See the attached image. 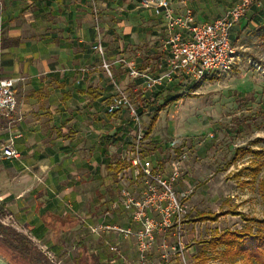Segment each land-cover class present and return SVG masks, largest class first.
Listing matches in <instances>:
<instances>
[{
    "label": "rangeland",
    "instance_id": "obj_1",
    "mask_svg": "<svg viewBox=\"0 0 264 264\" xmlns=\"http://www.w3.org/2000/svg\"><path fill=\"white\" fill-rule=\"evenodd\" d=\"M21 1V6L28 9L34 4V0ZM141 1L84 0V4L89 22L99 31L102 25L104 40L113 43L118 37L114 21L133 24L132 14L145 11L139 8ZM174 1H183V7L190 9L198 22L215 19L230 6L229 0ZM1 3L0 0V7ZM1 17L0 14V22ZM263 24L264 3L250 5L230 34L237 61L228 72L214 76L215 79L207 77L192 84L174 78L168 85L143 91V80L132 81L124 64L117 61L124 59L138 71L150 64L148 74L158 77L156 66L148 63V58L140 66L134 59L118 53L110 58L109 73L102 68L108 88L105 106L114 95L115 87L122 89L137 108L142 98L151 103L155 95L161 96L158 107L150 104L140 114L144 133L152 124L141 144L142 156L150 162L153 176L167 180L176 172L171 189L179 208L168 207L165 219L163 210L168 206L167 198L156 181L151 180V187L163 199L149 202L151 208L147 215L154 227L150 234L145 235L142 226L132 222L127 213L110 209L118 199L121 182L119 174L109 171L106 165L108 161L123 165L120 151L118 154L111 149L109 160H104L100 168L99 180L91 182L92 189L97 190V204L88 207L89 214L69 234L57 239L50 233L32 237L25 230L23 219L13 215L18 207H6L0 202L4 205L1 224L25 237L35 249L34 255L24 256L4 245L0 238V255L11 264H76L78 253L83 249L88 264H254L235 255V248L229 249L227 241L235 240L229 235L231 232L264 235V37L258 35ZM162 33L161 44L166 37L165 30ZM141 34L147 36L144 30ZM16 119V112L9 117L0 116V133L4 127L14 126ZM113 119L123 124L126 133L120 148L129 150L133 141L131 122L124 112L114 114ZM105 129L112 134L113 128ZM255 168L257 171L253 172ZM26 173L32 178L31 184L42 187L39 198L51 194V186L43 185L44 174ZM126 176L125 183L135 200L150 198L143 178L133 182ZM97 195L91 198L94 200ZM26 211V221L34 218L32 211ZM230 211L239 216L226 214ZM199 214L220 216L214 222H199ZM250 219L254 222H249ZM61 224L66 229L73 226L69 218ZM120 230L129 233L123 234ZM54 243L60 245L56 253L49 249Z\"/></svg>",
    "mask_w": 264,
    "mask_h": 264
},
{
    "label": "crops",
    "instance_id": "obj_2",
    "mask_svg": "<svg viewBox=\"0 0 264 264\" xmlns=\"http://www.w3.org/2000/svg\"><path fill=\"white\" fill-rule=\"evenodd\" d=\"M1 2L0 74L22 80L15 86V125L0 133V144L10 136H20L14 141L20 158L0 162V202L18 207L13 215L23 219L32 237L50 233L57 239L71 233L89 214L88 207L97 204V190L91 182L99 180L106 160L101 138L121 130L120 143L107 149L109 158L111 149L119 154L126 135L123 124L106 113L108 88L101 59L92 46L100 36L109 63L118 53L138 65L148 58L159 76L167 67L168 55L159 37L164 22L147 11H136L133 24L114 21L118 37L110 43L103 38L104 27L99 26V31L89 22L84 0H34L31 9L22 7L21 0ZM173 4L176 10L183 7V1ZM108 127L113 128L112 134L105 132ZM28 171L44 174L43 185L51 186V194L39 198L42 187L31 184ZM26 210L34 214L29 221L24 218ZM65 218L73 224L69 229L61 224ZM59 247L49 245L53 253Z\"/></svg>",
    "mask_w": 264,
    "mask_h": 264
},
{
    "label": "built area",
    "instance_id": "obj_3",
    "mask_svg": "<svg viewBox=\"0 0 264 264\" xmlns=\"http://www.w3.org/2000/svg\"><path fill=\"white\" fill-rule=\"evenodd\" d=\"M229 2L230 6L221 16L209 22H198L190 9L183 7L181 10H176L173 0H142L139 8L164 22L166 37L163 41V49L168 55L166 70L158 77H151L148 74V67L138 71L124 59H119L117 62L124 64L132 81L143 80L141 85L143 91H150L163 84L168 85L174 78L196 84L207 77L220 76L228 72L238 58L230 41L231 31L245 16L250 5L262 4L264 0H229ZM92 50L100 57L102 68L109 73L112 63H107L105 60L100 36L92 46ZM21 80L3 77L0 74V116L9 117L15 112L17 107L15 86ZM120 112H124L131 122L133 141L129 150L121 148L120 161L124 165L122 175L120 173L118 176L121 185L118 199L112 203L110 209H120L127 213L131 221L141 225L145 235H148L154 228L147 215V211L151 208L149 202L152 200L155 203L163 199L151 187V180L156 181L158 188L167 198L168 206L163 210L166 219L168 207L173 205L176 209L179 208L171 189L177 174L174 171L167 180L152 175L150 162L142 156L141 144L145 133L141 115L128 95L122 89L115 87L114 95L106 106V113L114 115ZM19 137V135L10 136L0 144V162L20 158L14 145V141ZM126 175H129V180L133 182H138L139 177L143 178L147 196L150 198L135 200L128 189V184L125 183ZM113 230L118 229L113 227ZM119 232L129 233L123 230Z\"/></svg>",
    "mask_w": 264,
    "mask_h": 264
},
{
    "label": "trees",
    "instance_id": "obj_4",
    "mask_svg": "<svg viewBox=\"0 0 264 264\" xmlns=\"http://www.w3.org/2000/svg\"><path fill=\"white\" fill-rule=\"evenodd\" d=\"M258 35L264 37V24L263 26H261L260 30L258 31ZM215 78L216 77H211L210 79H215ZM160 98L161 96L159 94L155 95L151 103H149L145 98H142V100L138 102L139 107L137 109L139 114H142L150 104H153L158 107L157 104ZM107 115L111 116L110 114ZM154 120L155 119L152 118L151 120L152 123ZM151 126L152 124L146 130L145 136H148L149 131L151 130ZM121 134H122L121 130H118L114 132L112 135H104L101 138L106 160H109L107 156V149L109 148V146H117L120 143ZM106 168L109 171H113L115 175L123 170V167L121 165L118 164L112 165L109 163V161L107 162ZM255 171H257V168L253 169V172ZM3 210H4V205L0 204V214ZM226 214H230L232 216L235 215L239 216L238 213L232 211ZM219 216L220 215L217 214L214 215L199 214L198 221L214 222L217 220ZM249 222H254V220L250 219ZM229 235L235 238L233 242L227 241V245L229 249L232 247L235 248V253H234L235 255H241L244 260H249L251 263L254 264H264V235H262V233L245 231V232H235V233L231 232L229 233ZM0 238L3 239L4 245L12 248L13 250L16 251L18 250L20 254L24 256L34 255L35 249L31 248L30 241H28L25 237H23L19 233H16L15 231L9 229L8 227L3 226L1 222H0ZM82 252L83 250L79 251L76 264H86L82 261V259L87 260Z\"/></svg>",
    "mask_w": 264,
    "mask_h": 264
},
{
    "label": "water",
    "instance_id": "obj_5",
    "mask_svg": "<svg viewBox=\"0 0 264 264\" xmlns=\"http://www.w3.org/2000/svg\"><path fill=\"white\" fill-rule=\"evenodd\" d=\"M0 264H11L8 260H6L2 255H0Z\"/></svg>",
    "mask_w": 264,
    "mask_h": 264
}]
</instances>
